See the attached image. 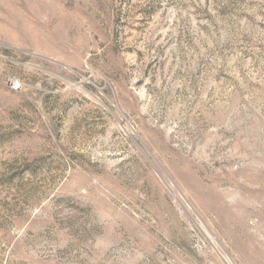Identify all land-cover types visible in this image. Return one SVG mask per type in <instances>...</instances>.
<instances>
[{
	"label": "rangeland",
	"instance_id": "rangeland-1",
	"mask_svg": "<svg viewBox=\"0 0 264 264\" xmlns=\"http://www.w3.org/2000/svg\"><path fill=\"white\" fill-rule=\"evenodd\" d=\"M0 264H264V0H0Z\"/></svg>",
	"mask_w": 264,
	"mask_h": 264
},
{
	"label": "built area",
	"instance_id": "built-area-1",
	"mask_svg": "<svg viewBox=\"0 0 264 264\" xmlns=\"http://www.w3.org/2000/svg\"><path fill=\"white\" fill-rule=\"evenodd\" d=\"M12 83L14 89H18L20 87L19 84H17L15 81H12Z\"/></svg>",
	"mask_w": 264,
	"mask_h": 264
}]
</instances>
